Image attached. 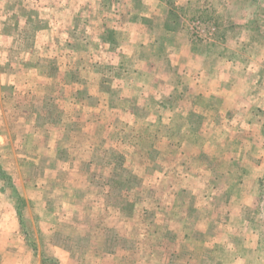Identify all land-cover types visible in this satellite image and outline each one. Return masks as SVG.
Instances as JSON below:
<instances>
[{
    "label": "crops",
    "instance_id": "crops-1",
    "mask_svg": "<svg viewBox=\"0 0 264 264\" xmlns=\"http://www.w3.org/2000/svg\"><path fill=\"white\" fill-rule=\"evenodd\" d=\"M168 4L167 0H15V12L10 16L0 11V68L6 63L2 51L11 48L2 45L4 27L11 21L14 27L11 42L18 44L19 49L25 46L30 52L29 56L18 57L17 67L33 70L38 63L47 65L49 83L60 86L56 92H68L64 98L69 104L82 101L78 91L89 87L95 91V106L103 105L99 109L103 113L98 114L94 107L90 121L95 123L88 125L86 120L80 127L82 132L89 134L95 126L97 132L105 127L114 132L132 130L137 133L141 122L148 126L147 134L155 130L151 129L153 126L160 128L157 123L166 126L165 121H172L165 120V116L181 115L182 127L187 118L194 116L196 123L192 130L199 140L195 142V163L208 156L209 160L220 164L242 165L241 174H234L233 182L244 178L249 184L240 182L239 192H233L232 184L223 188L171 186L157 192L163 197L157 206L152 201L144 202L141 209L144 214L152 207L159 212L181 214L180 221L149 220L144 224L149 229L158 227L173 233L174 228L178 229L177 249L164 254L138 249L137 257L128 256L130 264H264V44L248 43L243 37L247 33L243 28L240 42L238 38L228 39L231 26L225 24L227 17L221 29L222 42L195 38V30L190 28L191 23L184 18L182 10L177 14L175 8V21L169 24L167 14L174 7ZM220 48L223 49L221 58L213 59L214 52ZM40 50L48 52L44 57L47 64L38 58ZM92 51H99V56ZM31 60L35 63L28 65ZM56 67L60 69L56 73L59 78L54 73ZM66 75L70 76L69 81L63 77ZM2 79L0 69V82ZM2 97L0 95V101ZM185 97L190 99L191 106L183 107L179 103ZM87 107V104L85 108L79 107L78 112L86 111ZM2 109L0 115L3 116ZM64 109L61 114L72 116L75 113L68 106ZM7 132V125L1 121L0 149L6 147L2 140L6 141ZM164 139L170 144V140ZM81 141L82 148L85 140ZM115 141L113 146L122 144L117 136ZM152 141L148 139V148ZM146 143L147 140L138 145L147 146ZM129 144L127 147L132 146ZM104 146V141L95 145L89 143L87 151L85 146V152H91L87 161L93 162V152ZM250 148L254 149L251 153ZM243 152L251 157L242 156ZM125 158V161L129 159ZM185 191L195 195L194 201L191 198L195 204L188 205L180 198ZM0 211L7 217L4 226H0V264L9 258L7 235L17 237L18 251L12 252V256L18 263L11 264H23L26 247L17 236L15 210L5 202L0 205ZM188 211L197 213L195 219L185 217ZM215 211L223 212L225 217L218 219ZM234 218L240 226L255 227L257 244L253 248L241 244L235 251H229L227 246L232 247V241L218 235L221 228L235 225ZM149 233L147 231L148 238L143 242H148ZM181 247L183 253L178 250Z\"/></svg>",
    "mask_w": 264,
    "mask_h": 264
},
{
    "label": "rangeland",
    "instance_id": "rangeland-1",
    "mask_svg": "<svg viewBox=\"0 0 264 264\" xmlns=\"http://www.w3.org/2000/svg\"><path fill=\"white\" fill-rule=\"evenodd\" d=\"M167 2L174 7L167 14L169 24L175 21V8L177 14L182 10L184 18L191 23L190 28L195 30V38L222 42L224 36L221 29L227 17L225 24L231 26L228 39L238 38L240 42L243 28L247 32L243 37L248 43L264 44V0ZM15 6V0H0V11H4L6 16L15 12ZM13 29L9 21V25L4 27L6 34L2 36V45L7 44L11 48L7 52L2 51L6 63L4 61L5 65L0 68L3 76L0 104L4 111L3 116L0 115V122L8 128L6 141L4 138L2 140L6 147L0 149V205L6 202L15 210L19 226L17 236L26 247L23 264H130L129 257H137L138 249L162 254L176 251L180 235L178 229L174 228L173 233L164 228L149 229L144 224L149 220L180 221L183 219L181 214L159 212L153 207L144 214L141 213L144 202L152 201L157 206L163 199L158 194L159 190L171 186L195 188L210 185L218 188L231 187L232 184L234 193L239 192L240 182L248 186V180L244 178L233 182L232 177L238 175L242 167L239 163L220 164L209 160L208 156L201 157L199 163H195V142L199 140L192 130L196 123L194 116L187 118L183 124L188 129L180 125V115L165 116V120L169 118L172 121L164 120L166 126L157 123L159 130L153 126L151 129L157 131L149 130L147 134L145 128L148 126L141 122L137 126V133L132 130L114 132L105 127V130L97 132L95 126L89 134L82 132L80 127L86 120L88 125L95 123L90 121V117L94 116V107L98 114L103 113L99 110L103 105L95 106V91L91 87L82 89L77 92L82 101L78 99L77 103L69 104L64 98L68 92H56L60 86L49 83L47 74L50 68L47 65L36 62L33 70L17 67L15 62L18 57L29 56L30 52L24 45V49H19L18 44L11 42ZM92 52L99 56V51ZM47 53L42 50L37 52L44 64H47L44 58L48 56ZM220 54H223L221 48L214 52L212 58L218 59ZM258 57L261 58L260 54ZM34 63L31 60L28 65ZM58 70L56 67V78H59L56 74ZM63 77L69 81V75ZM158 87L164 89L162 84H158ZM187 97L179 102L183 107L191 106ZM84 103L88 105L87 112L84 109L78 112L79 107L85 108ZM67 106L75 111L72 116L61 114ZM107 118L105 115L104 120ZM176 123L179 127L175 126ZM111 135H114L113 139ZM116 136L122 144L113 146L118 141H115ZM164 138L170 140V144ZM81 139L85 140L82 148L86 146V151L89 143L95 145L98 141H104L105 146L93 152V162L87 161L91 152L86 153L81 148ZM148 139H153L149 148ZM146 140L147 146L138 145ZM126 144L132 146L127 147ZM252 150L250 148L249 153ZM241 155L251 157L245 152ZM125 157L129 159L125 161ZM144 160L148 161L145 163ZM195 181L198 182L196 185ZM262 185L264 188V181ZM180 198L188 205L195 204L192 202L195 195L189 191H185ZM13 205L19 207V215ZM196 214L195 211H188L185 217L195 219ZM214 214L218 219L225 217L223 212L215 211ZM6 218L4 212L0 211L1 227L6 223ZM233 221L234 226L221 228L218 233L232 241V247L227 246L229 251H235L236 246L240 247L241 244L253 248L256 243L255 227L240 226L236 218ZM147 231H151L149 240L143 242ZM16 240L17 237L7 235L9 258L4 257L3 264L6 261L7 264L13 261L18 263L12 256V252L18 251ZM183 249L178 250L183 253ZM19 255H22L21 250Z\"/></svg>",
    "mask_w": 264,
    "mask_h": 264
},
{
    "label": "trees",
    "instance_id": "trees-1",
    "mask_svg": "<svg viewBox=\"0 0 264 264\" xmlns=\"http://www.w3.org/2000/svg\"><path fill=\"white\" fill-rule=\"evenodd\" d=\"M13 206H15V205H13ZM15 209H16L17 215H19V214H20V209H19V207H16V206H15Z\"/></svg>",
    "mask_w": 264,
    "mask_h": 264
}]
</instances>
